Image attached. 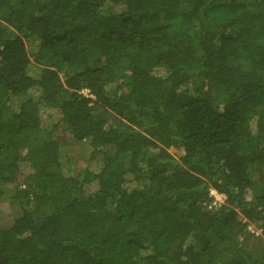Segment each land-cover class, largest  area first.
Listing matches in <instances>:
<instances>
[{"label":"trees","instance_id":"obj_1","mask_svg":"<svg viewBox=\"0 0 264 264\" xmlns=\"http://www.w3.org/2000/svg\"><path fill=\"white\" fill-rule=\"evenodd\" d=\"M4 196L0 264H264V0H0Z\"/></svg>","mask_w":264,"mask_h":264},{"label":"rangeland","instance_id":"obj_2","mask_svg":"<svg viewBox=\"0 0 264 264\" xmlns=\"http://www.w3.org/2000/svg\"><path fill=\"white\" fill-rule=\"evenodd\" d=\"M62 76V74H61ZM90 148L83 143L67 140L63 144L61 162L63 166V171L67 172L68 169H73L78 171L81 167L85 165L90 154ZM168 152L177 159L180 155V152L176 148H169ZM26 168L21 165V173H25ZM22 177V176H21ZM21 179V178H20ZM7 191H11L12 187L7 186ZM17 215L14 207H12L9 202L6 200V197H3V201L0 203V228H5L11 223V220L14 216Z\"/></svg>","mask_w":264,"mask_h":264},{"label":"built area","instance_id":"obj_3","mask_svg":"<svg viewBox=\"0 0 264 264\" xmlns=\"http://www.w3.org/2000/svg\"><path fill=\"white\" fill-rule=\"evenodd\" d=\"M209 197L212 198L210 202V207H219L221 204H223L225 200V196L222 194L217 193L214 190L209 191Z\"/></svg>","mask_w":264,"mask_h":264},{"label":"clouds","instance_id":"obj_4","mask_svg":"<svg viewBox=\"0 0 264 264\" xmlns=\"http://www.w3.org/2000/svg\"><path fill=\"white\" fill-rule=\"evenodd\" d=\"M211 190H213V189H211Z\"/></svg>","mask_w":264,"mask_h":264}]
</instances>
